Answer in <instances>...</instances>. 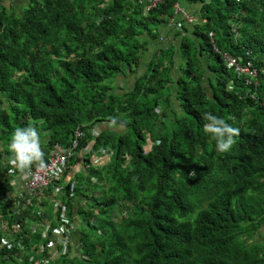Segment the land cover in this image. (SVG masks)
Instances as JSON below:
<instances>
[{
	"label": "trees",
	"instance_id": "16d2710c",
	"mask_svg": "<svg viewBox=\"0 0 264 264\" xmlns=\"http://www.w3.org/2000/svg\"><path fill=\"white\" fill-rule=\"evenodd\" d=\"M190 1L202 3V23L148 60L168 40L175 0H28L18 12L0 0V158L18 126L37 130L43 160L55 145L68 150L78 126L87 161L110 156L74 176L73 197L67 186L61 204L87 219L86 258L59 264H264V0ZM246 48L256 88L225 63ZM129 70L133 86L119 90L116 77ZM205 112L239 129L228 151L204 132ZM1 204L11 222L24 218ZM57 207L26 214L55 227ZM52 237L26 239L22 262L0 237V264H35L32 246Z\"/></svg>",
	"mask_w": 264,
	"mask_h": 264
},
{
	"label": "clouds",
	"instance_id": "9594fccd",
	"mask_svg": "<svg viewBox=\"0 0 264 264\" xmlns=\"http://www.w3.org/2000/svg\"><path fill=\"white\" fill-rule=\"evenodd\" d=\"M176 5H180L181 7L178 12L176 11V7H175ZM189 5H191V8L196 7L195 10H192V9L189 10L188 8ZM194 5L196 6L194 7ZM201 7H202V3L198 1L194 2L190 0H175L174 16L171 17L169 20V24H168L169 28L175 31V33L179 31L181 36L185 34H190L193 31L194 26L196 24L202 23L203 18L200 16ZM234 30L238 31V29L236 28ZM210 32H213V31H210ZM210 32H209V37L211 38L212 41H215L214 32H213V37L210 36ZM168 40H169V37H168ZM245 53L247 56L246 58H244L242 55H237L236 57H240L243 60L244 64H246L248 61H252L253 67H255L258 71L256 76H251L248 73H241L238 70L234 69L233 67H229L227 63L226 64L228 68L233 69L234 72L237 73V76L239 78L245 81L246 85H252L256 88L260 84L259 82L260 70L255 66L253 60L251 59L252 50L246 48ZM177 59H180V56ZM130 72L131 71L129 70V74ZM126 79L128 80V82H126L127 85L132 83V86H133V83H134L133 77L132 78L129 77ZM119 81L115 83L116 86H118L117 84L121 86ZM127 85L124 87V90L132 87V86L127 87ZM157 111L159 115L162 112V110L160 109H157ZM203 119L206 121L203 124V130L205 133L211 134L213 140L215 141L216 151L220 153L228 151L234 144L235 142L234 137H236L239 134V129L227 123L223 117L216 116L210 112H205L203 114ZM113 123L114 122H110V128L112 130H116L118 132L125 130L124 127H122L123 124L118 123L116 124L117 127H115L113 126ZM103 128L104 126H101V125H99V127L97 128L95 127L93 130V134L98 135L99 131H101ZM77 131L81 132L80 137L76 135ZM84 135H85V132L83 131L81 126H78L75 129L74 137L72 139V145L69 148L72 151V155L68 158L66 162V166L62 173V177L60 180H58L60 182H57V183L51 182L47 188L46 194L43 195L41 199H39L38 197H35L32 205H29L26 208H22L21 205H18L19 204L18 201L22 197L20 196V194L17 195L15 191V188H18V187L12 184V181L15 179V177L23 173L22 171L24 170H27L29 168H35L37 166H42L43 163L49 159L50 153L53 149L58 148L60 149L61 152H65L66 150L61 149L60 145H55L54 147L49 149L48 156L46 157V159L43 160L42 150H43V147L45 146V143L34 127L18 126L12 130L9 136V139H8V143H7L8 154L0 158V196H1L3 203H5V205L7 206L12 205L14 211L16 212L18 211L20 213L19 215L25 214V216L24 218L20 219V221L11 222L9 219L5 217L6 215L3 213V209H2L3 204H1L0 202V223L6 222V221L10 225L16 222L23 223L24 220L27 219V216H29L32 221L35 220L33 217L37 216L38 214L36 215V213H34L33 216L26 214V213H29V212H26L27 210H30V211L34 210V208H30V207L36 206L38 208L37 209L38 213L42 212L43 209L47 206V204H55L56 201H59V200L61 201L62 197L64 196L65 191L68 189L67 188L68 185H70V196L73 197L74 188H75V182L73 181L74 176L80 171H87L90 167L94 165L98 166V165L104 164L106 162L105 160L106 157L109 160L110 156L108 154H102L100 156L92 155L89 158V161H87V155L90 154L91 146L84 147L83 149H80L79 151L80 140L82 139ZM75 140H77V146L73 147V143ZM158 143H160V141H158ZM147 144L150 145V147L153 145V140L149 134L147 136ZM61 185L63 189L61 188L60 190H57V188ZM59 207L60 208L57 210V212H60L61 209L64 207H66L69 210V213H68L69 223L67 224V226L70 228L71 243L68 246V251L66 254L61 255L60 257H57L55 259H50L49 262H43L45 264H59L62 258L67 255L77 256L82 259L86 258V255L81 245L79 235H80V230L83 228V224L87 223V219H85L82 216L85 221L84 220L81 221V215H79L75 209L73 210L71 214L69 207L64 206L62 204H60ZM9 215H11V213H9ZM78 221H79V227L77 228ZM91 223L94 225H97L95 221H91ZM261 229L264 230V225L261 227ZM33 235L34 234H32L31 237ZM0 237H2L3 243H6V244L13 243L16 246H18L17 249H18V254H19V261L22 262L25 260L24 256L22 255V251L27 253V249L24 248V242H25L24 240L18 241L16 239L15 233L11 231L7 233H3V234L0 233ZM31 237L29 239H31ZM72 245H74V250L71 249ZM46 255H47L46 253H44L43 255H38L35 252V254H30L29 259L31 262H34L35 264H39L41 263L39 262V260L43 256H46Z\"/></svg>",
	"mask_w": 264,
	"mask_h": 264
},
{
	"label": "built area",
	"instance_id": "2783aa9c",
	"mask_svg": "<svg viewBox=\"0 0 264 264\" xmlns=\"http://www.w3.org/2000/svg\"><path fill=\"white\" fill-rule=\"evenodd\" d=\"M162 1L163 0H148V3H150L149 7L156 6ZM175 7L177 12L181 8L180 5H176ZM210 36L213 37V32H210ZM224 56L225 63H227L229 67H233L241 73H248L251 76L257 75L258 71L253 67L252 61H248L244 64L240 57L233 56L228 52H226ZM76 135L80 137L81 132L77 131ZM76 146L77 140L73 143V147ZM71 155V149L61 152L60 149L55 148L51 151L49 159L44 162L42 166L29 168L16 176L12 181V184L18 187L15 188L16 194H20L22 197L19 199L18 205H21L22 208L32 205L35 197L41 199V197L46 194L47 188L51 182H60L58 180L61 179L66 162ZM61 188L63 189L62 185L59 186L57 190H60ZM60 204V200L55 203L56 207L60 206ZM58 209L59 208L57 207V210ZM68 213L69 210L66 207L61 209L55 227L52 225L53 218L50 216L46 217L47 219L44 222L32 221L29 216H27V219H25L23 223L16 222L10 225L6 221L0 223V233L3 234L11 231L15 233L18 241H25V239L30 238L32 234L36 235L42 233L43 236L46 237L52 232L53 237L47 243L38 242L32 246V249H34L38 255H43L44 253L47 254L46 256H43L39 262H49L50 259L60 257L68 251V246L71 243L70 228L67 226L69 223ZM41 214L42 212L38 213L40 216Z\"/></svg>",
	"mask_w": 264,
	"mask_h": 264
},
{
	"label": "rangeland",
	"instance_id": "374dc122",
	"mask_svg": "<svg viewBox=\"0 0 264 264\" xmlns=\"http://www.w3.org/2000/svg\"><path fill=\"white\" fill-rule=\"evenodd\" d=\"M27 1L26 0H6L5 2L8 4L9 7H12V9H14L15 11L18 12V11H20V8L22 7V6L20 7V5L21 4L22 5H25L27 3ZM164 32L169 37V40L164 41V42H162L160 44H155L153 47L150 48V50H147L146 51V53L143 56V59H146L147 58L149 60L152 57V53L157 52L159 50L158 48L160 46H164L165 44L167 46H170V45H175V44L178 43V40L176 39V33H175V31L171 30L168 27V28H166L164 30ZM176 57L177 58L179 57V52L177 53ZM178 62H180V59H178ZM145 69H146V64L145 63H142L140 65V67H139V73L144 72ZM132 77H133V74H132V72H130V78H132ZM119 80H121L120 81V85L122 86V89L124 90V87L127 85V83H126V81H127L126 80V76H124L123 74L118 75L116 77V82L119 81ZM129 83H131V82H129ZM117 85H118V89L120 90L121 88L119 87V84H117ZM130 86H132V83L127 85V87H130ZM207 90H208L209 93H211L210 88H207ZM113 126L117 127L116 123H113ZM87 196H88V198H91L92 195L90 193H88ZM1 202H3V201H1ZM83 220H84V218H83ZM78 227H79V221L77 222V228Z\"/></svg>",
	"mask_w": 264,
	"mask_h": 264
},
{
	"label": "crops",
	"instance_id": "0c3cea01",
	"mask_svg": "<svg viewBox=\"0 0 264 264\" xmlns=\"http://www.w3.org/2000/svg\"><path fill=\"white\" fill-rule=\"evenodd\" d=\"M195 6H196V5H194V7H195ZM188 8H189V10H190V9H192V10H195V8H196V7H195V8H191V5H189V7H188ZM126 80H127V79H126ZM120 81H121V80H120ZM120 81H119V83H120ZM127 81H128V80H127ZM127 81H126V82H127ZM105 160L107 161V160H108V158L106 157V158H105Z\"/></svg>",
	"mask_w": 264,
	"mask_h": 264
}]
</instances>
